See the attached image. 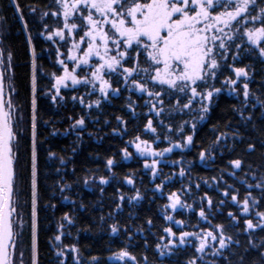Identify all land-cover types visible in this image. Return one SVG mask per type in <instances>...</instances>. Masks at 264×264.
Returning <instances> with one entry per match:
<instances>
[{
  "label": "trees",
  "instance_id": "trees-1",
  "mask_svg": "<svg viewBox=\"0 0 264 264\" xmlns=\"http://www.w3.org/2000/svg\"><path fill=\"white\" fill-rule=\"evenodd\" d=\"M19 4L23 19L14 11L13 0H0V16L6 18L0 21V49L5 64L8 54L12 56L10 68L5 70L4 89L5 101L11 98L16 133L12 195L13 231L16 233L14 264H32L33 258L35 264H189L190 261L241 264V254L245 255V264H252L258 258L257 253L264 251L261 248L246 253L250 243L264 244V231L260 228L248 230L245 224L246 219H251L253 224H264V219L258 215L264 213V106L261 104L264 101V56L259 55L256 46L251 45L246 36L241 38L239 33L233 41L226 40L227 45H232L226 53L228 59H220L217 53L221 69L217 78L209 81V86L221 91L214 95L206 115L199 111V98L192 101L191 109H185L182 108L187 103L185 93L168 92L166 87L149 88L153 92L165 91L160 97L162 105L152 101L153 97L137 92L131 83L133 78L140 80L147 76L134 74L124 82L119 69L112 74L106 72L104 76L113 89L120 90L118 93L109 90L104 97L98 81L95 88L91 84L72 85L68 81L69 86L61 87L53 101L57 76L53 75L62 74L64 68L58 61L64 60L68 70H74L76 62L67 57L74 50L71 46L79 43L84 33L80 28L63 29V15L50 14L58 10L55 0H19ZM30 7L36 11L33 13ZM217 7L223 10L219 3ZM44 12H49V16L42 17ZM93 15L99 18L98 13ZM24 21L28 22L27 28ZM72 22L81 24L79 14L69 19V23ZM110 27L105 30L112 36L114 30ZM57 28L64 31V39L53 37L49 40L48 35ZM84 39L78 56L86 50L88 38ZM236 43L242 48L236 49ZM110 45L111 41L109 48H112ZM133 47L137 48L139 57L129 50V59L122 61L123 67H136L138 59L139 67L148 68L151 73L152 62L147 52L142 47ZM57 50L63 55H57ZM124 50L120 46V51ZM237 51L240 55L233 60ZM98 60L94 56L89 66L82 65L81 73L76 74L78 78L82 80V74ZM236 67L246 68L248 78L241 77L235 86L223 83L226 79H235L232 69ZM243 82L249 85L247 100L242 94ZM98 100L99 107L96 106ZM154 103L156 109H152ZM161 107L164 111L157 115ZM33 115L36 117L34 138ZM200 115H204L203 120L199 119ZM81 118L85 123L77 125L76 121ZM149 119L156 128L155 133L145 129ZM192 123H196L192 145L156 157L160 163L153 177L152 170L144 167L153 158L141 156L130 142L139 136L160 152L172 144L184 143L182 138L193 134ZM125 148L131 153L130 158L124 157L122 150ZM201 152L205 153L203 160ZM108 159L113 160L111 167L107 165ZM236 159L242 161L239 169L231 163ZM181 170L184 175H180ZM102 179L108 183H101ZM128 179L133 183H128ZM158 185H163L162 191ZM33 192L36 196L35 235ZM137 193L141 197L139 200L135 199ZM172 193L186 206L178 205L176 210L166 208L171 203ZM233 195L237 197L235 201L231 199ZM245 198L249 199L247 213L243 211ZM208 199L212 201L211 206ZM201 210L204 217L200 216ZM65 216L69 219L65 220ZM167 216L173 219L168 220ZM113 225L118 229L115 233ZM218 225L224 226L225 236H231L233 241L221 250L222 254L212 255L219 244L211 239L205 252H198L197 235L189 236L183 244L178 242L182 232L199 236L208 231L219 234ZM165 228H171L175 237L165 232ZM56 236H60V240ZM173 240L176 243L170 244ZM122 249H127L136 261L117 260L115 253ZM58 252L64 255L58 256Z\"/></svg>",
  "mask_w": 264,
  "mask_h": 264
},
{
  "label": "snow or ice",
  "instance_id": "snow-or-ice-1",
  "mask_svg": "<svg viewBox=\"0 0 264 264\" xmlns=\"http://www.w3.org/2000/svg\"><path fill=\"white\" fill-rule=\"evenodd\" d=\"M13 3L15 5L14 11L19 13L20 19H23V9L20 7L19 0H13ZM55 3L58 5V10L50 14L56 17L63 15V29L75 31L80 28L84 35L81 36L79 43L73 44L74 50L67 57V59L76 62L74 70L70 72L64 60L58 61L61 65H64V68L63 75L55 77L56 95L52 96L53 101L59 95L61 87L69 86L68 81H71L72 85L92 84L93 88L96 87L95 82L99 81V91L104 97L108 96L109 90L118 93L120 90L118 88L113 89L111 83L104 76L106 72L112 74L119 69L124 82H128L134 74L143 73L147 76L149 82H155L154 86H166L168 92L185 93L187 103H184L182 108L191 109L192 101L199 98L198 102L201 105L199 111L206 115L210 111L214 95L219 94L221 91L220 88L209 86V81H214L221 69L217 53H219L220 59H228L226 53L232 45H227L226 40L233 41L235 34L239 33L241 38L246 36L248 42L256 46L259 55L264 56V0H145V2L132 0L131 4L128 3V0H55ZM217 3L223 10H219ZM30 11L34 13L36 9L30 7ZM94 12L99 14V18H94ZM77 14H79L81 24L69 23V19L77 16ZM46 16H49V12L42 13V17ZM5 19V17L0 16V21ZM257 21H259V24L256 23ZM109 25L111 26L110 30H114L112 36L109 35V31L105 30ZM24 27H28L27 21H24ZM44 27L47 31V24ZM225 29H229L232 34L225 32ZM53 37L64 39L65 33L62 29L57 28L47 38L51 40ZM85 37L88 38L86 50L82 56H78L77 51L85 43ZM29 39H31V36H29ZM97 41L102 43L98 44ZM110 41L114 46L113 48L108 47ZM217 41H219V44H217ZM134 45L142 47L147 52L148 58L152 62L151 73L148 68L139 67L138 59L136 60V67H123L122 61L129 59V50L136 58L139 57L140 53L136 47H133ZM120 46H123L125 50L120 51ZM235 48L239 50L242 45L236 43ZM32 51L33 57H35V47ZM113 51L116 52V55H111ZM57 55L63 54L57 50ZM239 55L240 51H237L232 59L235 60L236 56ZM94 56L98 57L99 60L97 65L90 66L94 69L91 71V78L85 76L81 80L76 75L75 69H80L82 65L89 66V62ZM11 60L12 56L9 53L7 56L8 63L5 64L4 53L0 49V264H14L16 252V243L14 242L16 233L13 231L12 221V214L15 212V208L12 206V195L16 175L13 141L16 138V133L12 121L11 98L9 97L7 101L4 99L5 70L10 68ZM33 67L35 68V64H33ZM232 71L235 74V79L229 78L223 83H230L235 86L241 77L246 80L249 76L248 70L244 67H236ZM131 83L141 92H146L149 97L155 96L158 103L163 104L160 97L165 95V91L153 92L135 78L131 79ZM33 91H35V76H33ZM188 93H190V96L187 95ZM242 94L247 100L250 95L247 82H243ZM72 99L77 98L73 97ZM81 102H83L82 98ZM177 104H179V101H177ZM261 104L264 106V101H261ZM32 105L33 110H35V99H33ZM88 106L91 107L92 105L89 104ZM96 106H100L99 100L96 102ZM156 108L157 104L154 103L152 109ZM163 111L164 109L161 107L156 114L159 115ZM199 119L203 120L204 115H200ZM35 120L36 117L33 115V138L35 137ZM76 123L77 125H83L85 121L81 118ZM185 123L188 122L185 121ZM145 129L153 133L156 132L151 119L147 121ZM195 129L196 123H192L191 130L193 134L183 137L184 143L172 144L171 147L160 152L155 151L147 140H141L139 136L135 137V141L130 143H134L136 151L141 156H151L153 158L152 162L145 163L144 167L151 169L152 175L155 177L160 163L156 157H162L164 152H172L175 148L192 145ZM181 131H183L182 128ZM250 147H254V145H250ZM122 151L126 159L131 157V153L126 148ZM199 155L200 159L203 160L205 153L201 152ZM231 163L235 168H241V160L236 159ZM107 165L111 167L113 160L108 159ZM35 174V140L33 139V177H35ZM180 175H184L183 170H181ZM101 183L106 184L108 181L102 179ZM128 183L131 184L133 181L128 179ZM33 184H35V180H33ZM259 186L257 185V187ZM157 187L161 191L163 190V185ZM224 195L228 196V193L225 192ZM140 198L139 193H137L135 199L139 200ZM120 199L123 200L124 197L121 196ZM231 199L235 201L237 197L233 195ZM169 200L171 203L166 205V208L171 207L176 210L178 205L180 207L186 206L181 203L179 196L175 193L169 196ZM207 203L211 206V199H208ZM243 211L245 213L249 211L248 198L243 200ZM232 215V213H229V216ZM258 215L261 219H264V213H258ZM200 216H205L203 210H201ZM64 219L68 220L69 218L65 216ZM167 219L172 220L173 217L167 216ZM69 223H71V220H69ZM148 223H151V221H148ZM245 224L248 230L260 228L261 231H264V224H253L251 219H246ZM217 227L220 229L219 234L208 231L203 236H199L196 233L182 232L178 242L183 244L189 236L197 235L199 239L198 252L204 253L209 246V239H211V241L219 244V248L212 255L222 254L221 250L228 248L233 241L231 236H225L223 225ZM112 231L114 233L118 231L115 225L112 226ZM164 231L173 237L176 235L171 228H165ZM56 239L60 240V236H56ZM236 242L238 243V241ZM175 243V240L170 242V244ZM169 246L165 245L164 247ZM157 247L160 246L157 245ZM261 248H264V244L250 243L246 253L251 254L252 249ZM73 250L78 251L75 248ZM163 254V251H161V255ZM57 255L62 256L64 253L58 252ZM257 256L258 258L252 264H264V251L258 252ZM115 257L117 260L136 261V257L127 249L116 252ZM95 259L93 258V260ZM240 262L245 264L244 254L240 255ZM189 264H195V261H190Z\"/></svg>",
  "mask_w": 264,
  "mask_h": 264
},
{
  "label": "rangeland",
  "instance_id": "rangeland-1",
  "mask_svg": "<svg viewBox=\"0 0 264 264\" xmlns=\"http://www.w3.org/2000/svg\"><path fill=\"white\" fill-rule=\"evenodd\" d=\"M109 31V30H108ZM225 32H228L229 34H230V30L229 29H225ZM111 36V35H110ZM73 42H75V41H73ZM88 41H86V43H87ZM97 43L99 44L100 43V41H97ZM217 44H219V41H217ZM112 48L114 47L113 46V44L112 45H110ZM71 47H73V46H71ZM108 47H109V45H108ZM115 51H113L112 52V54L114 53ZM98 62V61H97ZM97 62L94 64V65H97ZM151 69H152V67H151ZM81 70V69H80ZM92 70H94L92 67H91V69L89 68V70H87V72H85L86 74H82V77H83V79H84V77L85 76H88L89 78H91V76H90V74H91V71ZM78 72L79 73H81V71H79V69H75V73L76 74H78ZM55 75H57V76H60V75H63V73L62 74H54L53 76H55ZM82 79V80H83ZM140 80H137L138 82H140V83H144L145 84V86L149 89V88H153V89H156V86H154L155 84V82H149L148 81V78L146 77V78H139ZM99 82V81H98ZM149 83H151V85H149ZM92 85V84H91ZM132 87H134L136 90H137V92H139V93H146V92H141L140 90H138L133 84H132ZM160 87V89H163L162 87H166V86H159ZM158 91H160V90H158ZM155 92V91H154ZM147 94V93H146ZM152 101H156L157 102V98L155 97V96H153V100ZM32 217H33V221H34V235H35V224H36V196H35V193L33 192V201H32ZM35 241V240H34ZM32 264H35V258H33V263Z\"/></svg>",
  "mask_w": 264,
  "mask_h": 264
},
{
  "label": "water",
  "instance_id": "water-1",
  "mask_svg": "<svg viewBox=\"0 0 264 264\" xmlns=\"http://www.w3.org/2000/svg\"><path fill=\"white\" fill-rule=\"evenodd\" d=\"M4 99H5V89H4Z\"/></svg>",
  "mask_w": 264,
  "mask_h": 264
}]
</instances>
